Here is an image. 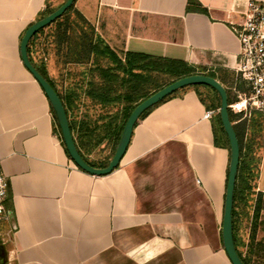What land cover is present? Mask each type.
<instances>
[{
  "label": "crops",
  "instance_id": "obj_1",
  "mask_svg": "<svg viewBox=\"0 0 264 264\" xmlns=\"http://www.w3.org/2000/svg\"><path fill=\"white\" fill-rule=\"evenodd\" d=\"M63 1L0 0V168L8 181L0 264H232L221 231L229 151L215 146L214 120L194 87L139 118L112 173L93 176L70 158L20 53L46 3ZM195 1L76 0L74 10L93 29V44L123 61H183L229 88L240 47L230 22L242 21L250 0ZM61 31L53 23L39 31L29 60L69 104V91L86 89L94 54L83 63L81 37L68 42Z\"/></svg>",
  "mask_w": 264,
  "mask_h": 264
},
{
  "label": "trees",
  "instance_id": "obj_2",
  "mask_svg": "<svg viewBox=\"0 0 264 264\" xmlns=\"http://www.w3.org/2000/svg\"><path fill=\"white\" fill-rule=\"evenodd\" d=\"M64 2L65 0L55 8L51 7L49 2L46 3L38 20L53 13ZM195 4V0H189L188 8ZM200 10L205 11L203 8H200ZM53 24H56L57 30L61 29L65 32L68 42L74 35L81 37L83 63H88L91 54H94L93 66L89 70L91 76L88 77V85L86 89H82L81 91L87 100L85 103L93 108L99 107L102 113L105 112V115L97 116L94 121L91 120L89 114H85L84 118L82 117L79 120L76 117L71 118L75 106L78 105V94L72 93L67 95L69 104L65 103L63 100L64 98L58 94L65 106L76 146L83 159L92 167L104 168L108 165L116 150L127 119L140 102L179 79L201 74L198 73V70L189 67L183 61L155 58L148 55L127 54L123 61L108 47L104 46L100 40L97 39L95 44H93L92 39L95 33L83 16L74 10V5H72L63 16L53 22ZM35 68L50 83L46 74L37 67ZM207 76L215 79L213 75ZM96 77H98V79H96ZM233 79L234 75L228 79L227 82L229 85ZM50 85L54 88L53 84L50 83ZM189 87L197 89L208 111L216 112L219 110L220 99L213 89L204 85ZM202 89H206L214 95L211 97L207 94L204 97ZM226 90L228 93V104H230L232 102V97L228 87H226ZM205 98L212 101V105L209 104ZM216 99L219 101L217 105L215 104ZM111 108L114 111L107 113ZM149 110L144 112L141 117L145 116ZM229 118L234 127L240 147V164L234 193L233 208L234 241L243 263L253 264L251 257L243 256L238 249L236 234L238 225L242 224L241 220L244 214L246 216L247 212L242 209V207L245 206L246 202H249V195H252L251 193L254 190L253 181L257 177L256 169L258 165L256 152L262 145L261 136L264 132V114L253 112L251 118L241 120V114H234L229 109ZM212 119L214 120L215 146L226 148L230 151L229 141L222 127L220 114L217 112L213 115ZM58 131L61 135L59 127ZM106 140H110L111 143H113L111 156L101 161L90 160L84 151L89 153L88 148H96ZM259 196L261 198L262 193H260ZM261 206L264 207V203L254 208V231L257 229L260 212L264 209ZM261 222L263 221L260 220V223Z\"/></svg>",
  "mask_w": 264,
  "mask_h": 264
},
{
  "label": "water",
  "instance_id": "obj_3",
  "mask_svg": "<svg viewBox=\"0 0 264 264\" xmlns=\"http://www.w3.org/2000/svg\"><path fill=\"white\" fill-rule=\"evenodd\" d=\"M76 0H66L58 9H56L50 15L44 17L41 20L35 21L25 32L21 45L20 53L21 59L24 66L33 75L36 81L42 87L48 101L51 105L55 120L61 132L62 141L65 148L72 159V161L83 171L93 175V176H105L112 173L120 164L132 138V133L136 123L144 112L160 103L162 100L177 92L178 90L194 86V85H204L213 89L219 99H220V120L222 123L223 130L228 138L230 151H229V166H228V178L225 191L224 200V212L222 220V239L224 244V249L232 262V264H244L240 258L235 241L233 232V208H234V193L236 188V181L238 175V167L240 161V148L235 133L234 127L229 118V104H228V93L226 88L216 79L207 75H192L179 79L172 84L162 88L157 91L144 101L140 102L134 110L131 112L129 118L121 133L120 139L118 141L116 150L113 157L109 161L108 165L104 168H95L89 165L80 154L76 143L74 141L70 122L66 113L65 106L54 88L50 83L36 70L32 65L28 56V45L31 39L42 29L46 28L61 16L72 6Z\"/></svg>",
  "mask_w": 264,
  "mask_h": 264
},
{
  "label": "built area",
  "instance_id": "obj_4",
  "mask_svg": "<svg viewBox=\"0 0 264 264\" xmlns=\"http://www.w3.org/2000/svg\"><path fill=\"white\" fill-rule=\"evenodd\" d=\"M230 30L239 42L234 79L229 85L232 102L229 109L243 114L264 109V1H248L241 22H230ZM218 112V111H217ZM217 112L207 111L206 119ZM8 181L0 168V222L6 216Z\"/></svg>",
  "mask_w": 264,
  "mask_h": 264
},
{
  "label": "rangeland",
  "instance_id": "obj_5",
  "mask_svg": "<svg viewBox=\"0 0 264 264\" xmlns=\"http://www.w3.org/2000/svg\"><path fill=\"white\" fill-rule=\"evenodd\" d=\"M87 68V67H86ZM82 78H86V75L89 77L90 72L89 70L85 69L83 70ZM83 86H79L77 90L69 91V94L76 93L78 94L79 98L77 99L78 105L74 108V113L72 114L71 118L76 117L78 120L80 118H84L85 114H89V117H91V120L94 121L97 116L99 115H105V112H101L100 108H93L92 106H88V104L85 103L86 98L83 96L82 93ZM203 96L205 97L207 94H209L211 97L214 95L212 92H208L206 89H202ZM209 104L212 103V101H209L208 98H205ZM215 104L217 105L219 101L216 99ZM212 105V104H211ZM215 106V105H214ZM114 110L111 108L107 111V113H111ZM219 113V110H217ZM216 111V112H217ZM253 112H260L264 114V109L257 110L253 109L243 114H241V118L243 119H249L251 118V115ZM205 117V116H204ZM262 145L257 150L258 156V163L260 164V170L258 172V177L253 181V192L252 195H249V202H246L245 206L242 207L246 212V216L244 214V217L241 220L240 225H238V234H241V231H244V239H242V246L244 247L245 256L251 257L253 264H264V239L262 238V234L264 232V209L261 210L259 215V220L257 222V229L254 231V208L258 207L259 204L262 205L264 203V132L261 136ZM113 143H111L110 140L104 141L102 144H100L96 148H88V152L84 151L85 154L88 156V158L92 161H101L111 156ZM229 159V158H228ZM262 193V197L260 198L259 194ZM247 194V192H246ZM245 194V195H246ZM262 207V206H261ZM264 208V207H262ZM247 209V210H246ZM260 220L263 221L260 223ZM259 239V240H258Z\"/></svg>",
  "mask_w": 264,
  "mask_h": 264
},
{
  "label": "flooded vegetation",
  "instance_id": "obj_6",
  "mask_svg": "<svg viewBox=\"0 0 264 264\" xmlns=\"http://www.w3.org/2000/svg\"><path fill=\"white\" fill-rule=\"evenodd\" d=\"M241 120H243V118H241ZM238 143H239V142H238ZM239 148H240V147H239ZM257 151H258V150H257ZM258 156H259V155H257V158H258ZM257 161H258V159H257ZM257 163H258V162H257ZM239 164H240V161H239ZM238 168H239V167H238ZM259 170H260V164L258 163V165H257V169H256V171H257V177H258V172H259ZM257 177H256V178H257ZM256 178H255V179H256Z\"/></svg>",
  "mask_w": 264,
  "mask_h": 264
}]
</instances>
